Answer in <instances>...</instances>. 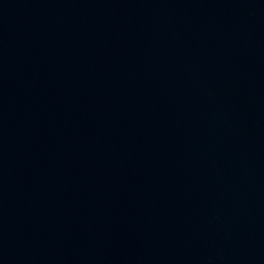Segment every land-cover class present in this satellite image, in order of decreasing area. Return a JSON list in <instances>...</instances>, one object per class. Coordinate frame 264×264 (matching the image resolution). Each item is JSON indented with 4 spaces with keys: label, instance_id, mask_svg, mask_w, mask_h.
<instances>
[{
    "label": "water",
    "instance_id": "water-1",
    "mask_svg": "<svg viewBox=\"0 0 264 264\" xmlns=\"http://www.w3.org/2000/svg\"><path fill=\"white\" fill-rule=\"evenodd\" d=\"M0 264H264V0H0Z\"/></svg>",
    "mask_w": 264,
    "mask_h": 264
}]
</instances>
